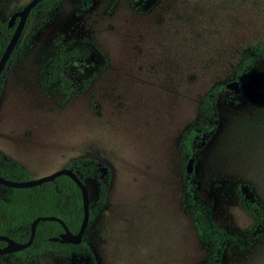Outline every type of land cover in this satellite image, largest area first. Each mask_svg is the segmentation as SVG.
<instances>
[{"label":"rangeland","instance_id":"rangeland-1","mask_svg":"<svg viewBox=\"0 0 264 264\" xmlns=\"http://www.w3.org/2000/svg\"><path fill=\"white\" fill-rule=\"evenodd\" d=\"M27 1L0 0V19L8 21ZM57 37L91 40L105 60L91 86L74 98L40 85ZM262 41L264 0H149L142 12L130 0H61L7 70L0 150L32 178L83 156L110 168L106 202L82 238L98 264H203L210 248L182 206L187 162L178 140L200 120L205 92L230 84ZM246 74V88L220 94L217 129L192 170L199 197L232 236L254 222L241 207L237 185L249 184L264 203V57ZM85 183L92 201L96 182ZM0 264L20 262L0 257ZM38 264L70 260L47 253ZM223 264H264V239H230Z\"/></svg>","mask_w":264,"mask_h":264},{"label":"trees","instance_id":"trees-1","mask_svg":"<svg viewBox=\"0 0 264 264\" xmlns=\"http://www.w3.org/2000/svg\"><path fill=\"white\" fill-rule=\"evenodd\" d=\"M61 0H41L30 11L21 35L0 74V96L7 70L15 58L23 57L28 51L35 32L46 24L52 11ZM149 0H130V6L138 12L145 10ZM22 8V7H21ZM20 8V9H21ZM37 27H29L31 20L40 16ZM17 20L8 26V21L0 19V55L9 41ZM53 53L42 71V87H52L53 93L64 98H74L91 86L105 65L103 53L88 39L70 38L65 41L57 37L52 41ZM101 58L99 61L98 58ZM264 57V41L252 47L241 60L237 74L249 73L253 64ZM230 84L218 83L209 88L199 104L200 120L183 130L178 140L179 154L184 162L195 161L219 122L218 98ZM66 168L72 170L81 181L87 178L96 182V196L89 201V222L94 220L103 208L111 181V170L97 159L89 156L69 161ZM0 176L8 180L31 179L26 168L10 159L0 150ZM182 206L189 213L193 229L199 239L209 245V253L203 264H223V255L230 239L246 238L249 243L264 239V203L255 190L245 183L237 185L238 198L242 209L254 222L242 236H232L213 220V209L199 197L196 173L183 171ZM0 234L19 243H25L31 235L32 221L38 216H54L60 219L73 234L77 233L83 219V200L80 187L67 175H59L50 181L26 187L14 188L0 184ZM64 233L58 220L40 219L36 223L31 244L11 254L0 257L17 258L20 264H38L39 258L47 253H57L69 258L70 264H98L97 257L88 243L82 239L77 244L60 240ZM53 237H59L53 240ZM7 242L0 240V248Z\"/></svg>","mask_w":264,"mask_h":264},{"label":"water","instance_id":"water-1","mask_svg":"<svg viewBox=\"0 0 264 264\" xmlns=\"http://www.w3.org/2000/svg\"><path fill=\"white\" fill-rule=\"evenodd\" d=\"M40 1L41 0H28L22 6L21 9H19L15 13H13L12 16L9 18L8 26L13 25V23L15 22L16 19H18V20H17L16 26L13 30V33H12L9 41L7 42L4 50L2 51V53L0 55V74H1L2 70L4 69L6 62L9 59L10 54H11L12 50L14 49V47H15V45H16V43H17V41L21 35V32L24 28L26 19L29 15L31 9ZM248 81H249L248 74H246V73L240 74L235 79L230 81V88L233 91L240 92L244 88H246ZM185 170L188 173L192 172L193 160L191 158L188 159V161L186 163ZM61 174L69 176L80 187L81 192H82L84 213H83V219H82V222H81V225L79 227L78 232L73 234L72 232H70L68 227L64 224V222H62L60 219H58L54 216H38L32 221L31 235H30L29 240L25 243L16 242L13 239H11L10 237L3 235V234H0V240H4L7 242L6 246H3L0 248V255L13 253V252H16V251H19V250H22V249L28 247L31 244V242L33 241L36 223L40 219H44V220L53 219V220H58L61 222V224L63 225V228H64V233H62L60 235V240L62 242L73 243V244H77V243L81 242V240L83 238L84 231H85V229L88 225V222H89V198H88V192H87V187H86L85 181H81L78 178V176L72 170H70L69 168L63 167V168H61V169H59V170H57V171H55L49 175L42 176L39 178H31L29 180H24V181L8 180V179L0 176V184L7 186V187L26 188V187H31V186L41 184V183L46 182V181H50V180L54 179L56 176H59ZM52 239L56 241L59 239V237H53Z\"/></svg>","mask_w":264,"mask_h":264},{"label":"crops","instance_id":"crops-1","mask_svg":"<svg viewBox=\"0 0 264 264\" xmlns=\"http://www.w3.org/2000/svg\"><path fill=\"white\" fill-rule=\"evenodd\" d=\"M22 58H23V57H22ZM20 59H21V58H20ZM18 60H19V59H18ZM18 60H17V61H18ZM11 68H12V66L10 67V70H11ZM10 70L8 71V73L10 72Z\"/></svg>","mask_w":264,"mask_h":264},{"label":"flooded vegetation","instance_id":"flooded-vegetation-1","mask_svg":"<svg viewBox=\"0 0 264 264\" xmlns=\"http://www.w3.org/2000/svg\"><path fill=\"white\" fill-rule=\"evenodd\" d=\"M82 241V240H81ZM9 254H11V253H9ZM4 255V254H3ZM96 255V254H95ZM98 262V261H97Z\"/></svg>","mask_w":264,"mask_h":264}]
</instances>
